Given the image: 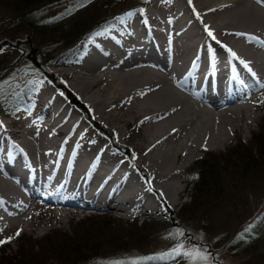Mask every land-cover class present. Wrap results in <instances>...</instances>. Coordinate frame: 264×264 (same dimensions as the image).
<instances>
[{"label":"bare ground","instance_id":"obj_1","mask_svg":"<svg viewBox=\"0 0 264 264\" xmlns=\"http://www.w3.org/2000/svg\"><path fill=\"white\" fill-rule=\"evenodd\" d=\"M174 2L192 17L175 25L159 24L147 14L152 24L139 16V21L125 18L118 25L122 39L118 29L98 33L84 44L88 50L78 63L57 70L60 76L73 75L68 88L86 98L82 103L91 107L94 120L110 123L134 157L118 154L111 144L112 152L101 140L88 142L80 117L65 109L48 112L40 106L36 118H45L36 126L1 128L0 234L28 228L26 213L35 201L123 218L135 212L157 215L160 208L146 196L147 182L174 206L185 189L169 176L181 172L202 142L219 148L229 140L225 132L238 133L257 121L254 100L264 90V47L239 34L264 40V4ZM105 91L106 100H98L97 93ZM134 175H149L141 179L144 189ZM62 217L53 220L61 223Z\"/></svg>","mask_w":264,"mask_h":264},{"label":"rangeland","instance_id":"obj_2","mask_svg":"<svg viewBox=\"0 0 264 264\" xmlns=\"http://www.w3.org/2000/svg\"><path fill=\"white\" fill-rule=\"evenodd\" d=\"M139 1L135 0L134 8L138 5ZM174 1L177 0H149L145 2L142 11L136 9L127 13H134L132 17L137 21L141 17L140 21L146 24H152L153 21L146 17L145 14L151 18H155L159 24L170 25L173 23L175 25L178 23V21L175 23L177 19H187L191 16V12L183 4H175ZM71 5L57 4L41 9L37 12V16H34L36 21L34 24H44H42L43 27L39 26L37 29L42 30V33H44L46 30L57 28L60 25H63V29L67 27L70 20L77 16L78 11H72L67 19L64 17L59 18V16ZM30 10L27 9L23 12ZM127 13L118 17L114 26L104 27L97 31L96 34L105 31L114 34V29H118V38L122 39L118 25L121 24L122 17L124 19L128 18L126 16ZM15 17L16 13L13 10L7 6L0 5V41L6 40L13 44L16 40H25L26 35H29L31 38L34 37L33 33L29 34V31L23 26L22 22L15 25L11 23ZM189 26L193 27L191 23H189ZM192 27L191 29H194ZM115 34L117 33L115 32ZM94 36L92 35L89 40H93ZM164 38L165 36L161 37L162 40ZM48 41V37L39 38L35 40V44L41 45ZM82 50L83 45L71 49L68 51V54L49 61L45 65V69L57 78L64 88L74 95L86 108L92 121L111 133L114 143L124 147L128 152V156L134 157L129 144L118 139V136L114 133V129L110 127V123L94 120L93 115L95 113L92 112L91 107L89 109L82 103L86 98L82 95H75L68 88L73 75L60 76L57 73L58 67L61 65H65L66 63V65L70 63V65H74L78 63L80 59L78 54ZM18 82L20 84L17 87ZM26 86L31 95L27 99L30 110L20 111L12 117L6 118L8 116L1 112L2 107L10 98L17 96L21 99L22 96L19 95L17 90ZM13 89H16V91L10 93ZM57 94L62 97L65 102L64 104L57 97ZM261 95H263L262 99L257 98V100H254L255 104H258L257 109H255L257 116L255 123H252L248 128H242L238 133L225 132L229 140L219 148L212 149L211 147H206V142H202L203 148L193 153L191 161L184 166L183 171L181 170L178 175L169 176V182H175L178 187L180 185L179 188L184 187L185 189V192L178 197L174 206H169L163 200L162 195L153 188L152 184L149 185L148 182L147 187L149 189L146 187L148 193H146V196L156 203L158 209L160 208V212L157 215L155 213L150 217L142 216L135 212L123 218L119 215L108 213L106 210L92 211L93 209L91 208L82 209L77 205H74L75 207L68 206L69 208L66 207L64 210H58L51 204L35 201L30 205L29 211L26 213L27 218L24 224H28V228L22 229L20 228L21 226H16L0 234V241L7 240L10 237L13 238L10 243L0 244V264H6L7 256L12 258L18 255L17 259L19 262L25 261L26 258H23V256L27 254L31 255L30 252L41 260L40 264H62L59 261L64 263L75 258L69 255L68 249H76L78 247V252H80L88 247V245L102 246L96 254L97 257L91 255L84 262H73L71 264H133V262L152 264L155 261H159L158 264H191L189 256L184 253H195L197 250H199L202 256L206 257V264H264V222L261 226H258L257 235H255L256 241H253L252 244H250L251 241L248 244L235 242L237 234L245 231L256 222L258 223L263 216L264 171L261 175H251L253 178L250 179L249 177L250 180L246 179L243 180L244 182L240 181V183L237 181L233 182V180L228 179L229 177L223 179L226 187L225 190L220 195H213L208 201L207 207L202 206L194 210L190 202L195 192L193 185L194 175L198 174L193 168L195 160L206 159L207 153L215 155L216 157L211 166H218L220 175H232L234 174L233 170H230L232 166L224 162L226 157L221 158L218 155H224L228 150L235 148L238 143H242L246 151L251 149V153L253 154L256 151L258 154L264 152V139L262 141L261 138L257 137L258 135L264 136V113L261 112V102L264 101V90L259 96ZM107 97L106 91L97 93V99L100 101L106 100ZM66 103V99L60 92L48 80L41 77L40 71L32 68L27 62L20 60L17 52L0 54V124H2L0 133L3 127H7L12 131H20L26 126H36L39 124L41 119L45 118H36V115L40 111V106L44 107L48 112L52 110L63 111L65 109L74 114L76 118L80 117L79 125L82 124L87 129L88 142L101 140V144L107 146L112 152H115L108 139L87 123L77 109L68 103L65 105ZM94 107L92 108L95 110ZM92 138L94 140H91ZM262 159H264V155L259 158V160ZM231 161H234V159ZM236 168L238 169V166ZM141 172L139 173L144 174L143 170ZM134 176L142 183L140 175ZM143 176L149 180V175ZM225 180L227 181L225 182ZM141 185L144 189L143 183ZM165 209L172 213L171 219H169ZM65 212L69 213V216L66 218L61 216ZM90 214L93 216H88ZM54 215L62 217L61 223L53 220ZM142 227H145L143 232L138 231ZM18 231L20 234L16 236L15 234ZM87 232L90 234L89 237H87ZM117 237H122L120 249H115L109 244H103L110 238L111 241L113 239L118 241ZM180 245L183 247L179 248ZM178 248L180 254L174 252ZM2 253L4 254L2 255ZM56 254H62L63 258L57 260ZM67 264L70 263L67 262Z\"/></svg>","mask_w":264,"mask_h":264},{"label":"trees","instance_id":"obj_3","mask_svg":"<svg viewBox=\"0 0 264 264\" xmlns=\"http://www.w3.org/2000/svg\"><path fill=\"white\" fill-rule=\"evenodd\" d=\"M146 1L149 0H140L138 5L134 8L133 5L135 0H91V2H89V0H0L1 6H7L16 13V17L11 21V23L15 25L22 22L23 26L29 31V34H34L33 38L29 37V35H26L25 40H16L13 44L6 40L0 41V54L17 52L20 60L27 62L32 66V68L40 71L41 77L45 80H48L66 99L67 103L78 110L86 122H88L97 132L106 137L113 147L124 155L128 154L127 150L113 142L114 139L108 130L92 121L86 108L66 88H64L63 84L57 78H55L45 69V65H47V63L54 58H60L61 55L68 54V51L77 48L81 42L89 40L91 35L100 29L114 26L116 19L122 16L124 13L136 9H143ZM57 4H72L71 7L66 8L64 13H62L59 18L64 17L67 19L72 11H78L77 16L72 18L67 27L64 29L63 25H60L57 28H50L46 30V32L42 33V30H38L37 28L39 26L43 27L42 24L44 23L35 25L34 22L36 21L34 16H37V12H39L41 9ZM27 9L31 10L28 12H23ZM46 37H48V42L42 43L41 45L38 43L35 44L36 39ZM19 84L20 83L18 82L17 87ZM27 88L28 87L26 86L17 90L19 95L22 96L21 99L16 96L15 98L8 99L6 104L4 103L5 105L2 107L1 112L2 114L8 116L6 118H10L20 111L30 110L27 99L31 95ZM16 89H13L10 93L16 91ZM261 105V112L264 113V101L261 102ZM254 137L256 136L254 135ZM257 137L261 138L262 141L264 139V136L262 135H258ZM243 147L244 146L242 143H238L235 148L228 150L224 155H218V157L221 158L226 157L224 162L232 166H230V170H233L234 173L232 175H220L218 166H211V163L214 161L216 156L211 155L210 153L206 154V159H197L194 161L193 168L198 173L197 175H194L195 178L193 185L195 187V192L194 197L190 199L194 210L202 206L207 207V203L213 195L222 194L223 190L226 188L225 183H223V179L229 177L228 179L233 180V182L237 181L240 183V181L249 179V177L250 179L253 178V175H261L263 173L264 159L259 160V158L264 155V152L258 154L256 151L253 154L251 153V149L246 151ZM233 159L234 161H231ZM235 166H238L239 170ZM256 178L258 177L256 176ZM226 181L227 180H225V182ZM166 213L169 219H171L172 213L168 210ZM263 222L264 211L262 218H260L258 223L256 222L251 226L252 229L250 231L245 230L235 236V242L248 244L251 241L250 244H252L253 241H256L255 235H257V229L259 228L258 226H261ZM144 228L145 227H142V229L138 228V231L143 232ZM86 234L87 237L90 236L88 232ZM121 238L122 237H119L118 241L114 239L111 241L110 238L107 239L103 244H109L115 249H120V244H122ZM100 247L102 246L88 245V247H86L84 250H81L80 252H78V247L76 249H68V252H70L69 255H72L75 258H72L73 261L69 260L65 261L64 263L59 261V263L67 264L68 262L71 264L73 262H84L91 255L97 257L96 254ZM30 253L31 255L27 254L26 256H23V258H26V260L22 262L18 261V255L12 258L7 256L8 259L6 260V264H40L41 260L38 259L37 256L33 255L32 252ZM3 254L4 253H2V255ZM56 255L57 260H59V258H63L61 256L62 254ZM158 263L159 261H155V263L152 264Z\"/></svg>","mask_w":264,"mask_h":264},{"label":"snow or ice","instance_id":"obj_4","mask_svg":"<svg viewBox=\"0 0 264 264\" xmlns=\"http://www.w3.org/2000/svg\"><path fill=\"white\" fill-rule=\"evenodd\" d=\"M89 2H91V0H89ZM257 3H261V4H264V0H257ZM142 11V10H141ZM134 13H127L126 16L128 17H131ZM124 22V18L122 17L121 18V23ZM206 32H207V35L209 37H211L212 39H215V36L213 34L212 31H210L209 29H205ZM239 35H244L245 36V39L247 40V42L249 43H258L261 47H264V40H260L258 37H255V36H251V35H248V34H239ZM209 51L211 52V48L209 49ZM230 54L232 55L233 58H237L236 57V54L234 52H231V50H229ZM247 67V64L245 65ZM249 71H251V69H249ZM253 75H255L253 73ZM262 88H264V84L261 85ZM0 127H2V124H0ZM251 230V226H249L248 229H246V231H250ZM19 231L15 234L16 236H19ZM11 239H13L12 237L8 238L7 240H2L0 241V244H3V243H10L11 242ZM183 246L180 245L179 248H182ZM179 248L174 250V252H176V254H180L179 252ZM185 255H188L189 258H190V261H191V264H206V257L202 256L200 253H199V250H197L195 253H184ZM161 258H164V257H161ZM133 264H138V262H133Z\"/></svg>","mask_w":264,"mask_h":264}]
</instances>
